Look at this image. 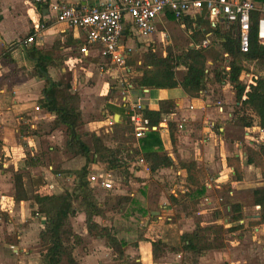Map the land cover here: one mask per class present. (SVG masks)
Segmentation results:
<instances>
[{
	"label": "crops",
	"instance_id": "crops-1",
	"mask_svg": "<svg viewBox=\"0 0 264 264\" xmlns=\"http://www.w3.org/2000/svg\"><path fill=\"white\" fill-rule=\"evenodd\" d=\"M38 1L41 3L39 8L35 5L34 0H0V58H3L2 60L6 59L3 64L0 63V76H6L4 84L0 87L2 94L0 113L1 118H4L3 115L5 114L9 124L13 126L19 123L20 119L22 122H26V120L20 117V119L15 118L12 121L8 117L11 116L12 118L14 115L23 113L32 114V121L43 125L54 120V114L47 112L40 103L38 104L39 109L34 110L33 104L28 102L32 99L34 93H39V99L37 98L39 101L42 99L43 88L47 78L55 82L57 77L58 80L56 82L60 84H63L64 80L68 79V82L65 81V85L69 87V92L85 96L83 99L81 97V100L85 101L90 99L92 91L97 89H101L100 95H106L108 91L110 92L107 78L111 77L114 79L113 72L98 70L96 73L98 80L94 84L86 85L93 76L92 68L94 64L92 61L96 60V56H100V50L98 47L92 46V49L87 48L85 52L81 53L80 48L85 45L83 33L78 28H70L58 23L55 11L52 8L57 3H67L77 8L93 7L99 6L104 0ZM173 22L179 23L185 31L188 30L191 33V29L185 25L183 20H176L167 14L158 19L156 31L150 38L159 40L163 34V31L159 29H167ZM35 32L37 34L34 41L24 43L25 39ZM135 37H137L139 42L146 40V38L134 33L132 25L127 19L124 34L120 41L123 52H126L128 48L131 49V52L134 50V46H137ZM32 48H36L46 54L44 59L46 71L44 73L36 71L34 61L29 57L28 50ZM15 65L23 68L24 74L20 75L23 79L20 81H15L14 79L15 75L12 66ZM34 70L36 75L41 76L39 82H35L36 76L31 74ZM28 73L32 76L31 78ZM242 76H244V72H242L241 78ZM79 77L85 78L84 83L80 82ZM250 77L258 80L264 78V75L259 77L251 73ZM250 82L254 86L257 83L249 79L247 83ZM214 84L216 85L211 86L207 82L204 89L194 96L186 94L180 86L157 90L135 89L131 88L129 84L120 96L117 97L113 93L112 97H109L108 101L98 108L92 105L90 109H87L86 104L83 105L82 101V105H80L82 123L86 122V126L90 127L89 130L94 131L88 133L90 136L92 133L100 136L102 128L111 130L112 124L120 125L126 119L129 120L128 108L130 103L135 102L138 98L144 107L155 110L158 109L159 100H173L175 108L172 113L163 115L166 124L160 126L159 134L163 141V150L169 153L173 163L179 169L174 170V165H172L167 169L164 168L161 172L176 171L184 180L186 174L184 169L180 168V163L194 161L197 165L198 177L205 186L204 200L209 199L207 196L209 190L215 191V189H218L209 203L211 206L210 210H214L217 214L218 209L224 212L223 203L226 199L230 203L241 204L242 219L238 221L239 229L237 228V230L227 234L229 236L227 240L229 249H235L236 254H229L230 250L228 252L212 250V261L214 264H221L220 261L224 262L225 260H230V264H252L254 257L257 258L258 264H264V245H260L264 243V223L253 224L249 227V223L259 219V206L253 202L252 193L256 189L264 190V177L260 176L259 168L246 162L247 150L255 148L252 139L257 137L264 139V130L259 127L258 115L252 109H249L251 114H245L253 118V126L245 128L236 125L233 118L237 104L233 92L228 84L215 82ZM36 86H39L38 92H35ZM99 113L102 115L100 118H92V115L96 116ZM88 116L90 118L86 121ZM27 120L30 121V119ZM110 120H112L111 123H109ZM168 120L174 121L177 125L174 144H172L169 137ZM38 123L33 125L37 126ZM253 134H257V137H254ZM19 136L31 149L36 148V139L33 136L27 134ZM41 138L50 142L53 140L55 142L53 144H59L60 146L65 142L62 129L43 135ZM82 141L84 142L85 140L83 139ZM106 146H108L107 143ZM15 150L22 152V148L18 145L16 148L13 145L11 147L6 145L3 148V155L17 169L18 160L21 157L16 155ZM231 158H236L239 161L242 171L240 178H236L234 166L231 163L229 164V159ZM70 160L74 161V158ZM57 162H60L62 169H71L67 162ZM133 164L136 165L134 170L136 175L138 174L142 177L150 175V170L144 162L137 161ZM3 165L5 166L6 164L3 163ZM48 168L52 169V166L49 165ZM41 169H43L41 173L47 178V172L44 171L42 166ZM98 169L102 170L97 164L92 165V174L104 175L107 173L111 176L113 174L112 171L107 172L106 170H102L98 174L97 172L94 173V170ZM16 174L22 177V173ZM56 176V174H53L54 181L57 183L48 181L53 192L47 191L46 179H41L40 187L38 185L35 187L39 188V191L44 194H57L56 191L58 189L62 190L60 182L65 180L62 177L56 178ZM66 177L67 181H69L71 175ZM89 182L93 186L96 185L102 188L99 182H91L90 180ZM43 189L46 191L42 192ZM11 190V174L9 171L2 170L0 172V264H34L39 254L26 248L31 240L34 239L33 236H35L34 241L38 240V234L44 226V216L35 212L38 216H41L40 219L32 217L30 213L33 201L29 203L28 198L15 200ZM161 200L163 203L167 202L166 197L163 198L161 196ZM33 208L36 209V207ZM225 211L229 213L224 220L226 226L235 225L236 222H229L230 204L225 205ZM75 214L78 217L85 218L78 211ZM195 227L193 228L195 229ZM193 228H186L184 232H190L194 230ZM75 232L77 233V231ZM80 237L83 239L82 246H85V252L82 255H77V248H74V257L80 264L89 263L91 260L95 262L98 259L96 257L99 251L93 250V248L88 250L90 239H86L83 234ZM248 240H250V246L246 245ZM142 246L146 247L145 251L147 254L143 255L141 253L142 255L136 260L141 262V264H157L151 258L149 244ZM231 255H235V259H232Z\"/></svg>",
	"mask_w": 264,
	"mask_h": 264
},
{
	"label": "trees",
	"instance_id": "trees-1",
	"mask_svg": "<svg viewBox=\"0 0 264 264\" xmlns=\"http://www.w3.org/2000/svg\"><path fill=\"white\" fill-rule=\"evenodd\" d=\"M255 1L264 3V0ZM34 2L37 8L41 6L40 1L34 0ZM205 15L206 12L203 10L201 13L183 16L180 19L191 29L190 43L192 45H188L183 51L174 53L171 49H167L164 55L154 52L143 54L142 72L131 79V88L158 90L180 86L186 94L197 95L204 89L206 81H208L207 60L210 58L212 61V81L218 84H228L234 90L237 104L233 118L234 123L245 128L253 126V118L244 112L240 113V110L248 108L258 115V125L264 130V78L258 79L255 86L252 83L243 82L241 79L243 68L234 61V58L241 55L251 60L264 62V43H260L257 37L258 14H252L249 51L244 55L239 51L236 35L232 36L229 30L221 31L219 25L213 26ZM170 17L174 18L171 15ZM206 39L208 45L202 47V43ZM28 54L30 59L34 61L36 71L44 73L46 71V64L44 63L46 54L36 48L28 50ZM180 66L184 67V72L178 78L176 70ZM79 103V95L70 93L68 86H63L50 78L46 79L40 104L47 112L54 114L56 125L63 128L67 150L74 156L83 157L85 163L74 172L75 188L72 192L44 194L38 188L32 196V212H38L44 216V226L38 234V240L43 247V264H80L73 252L75 245L82 242L81 237L67 226L69 218L77 211H82L85 214L88 232L100 229L98 234L104 237L119 255L123 253L125 242L118 239L109 229L101 226L95 219L102 216L104 211L95 196L94 187L90 185L87 178L89 164L101 161L106 164L108 169H118L125 165V160L129 159L131 155L132 157L141 155L150 172L174 165L169 153L163 150V141L159 134V123L162 116L172 113L175 108L173 100H159L156 110L143 108L144 117L148 119L151 126L157 128V130L147 131L143 137L136 138L134 136L130 120L129 124L119 126L121 128H118L117 131L121 130L124 133L126 130L131 131L137 140L136 146L129 147L125 143H120L118 147L111 148L103 143L100 136L92 133V149L82 141L77 131L82 123ZM167 129L170 140L174 144L176 123L168 120ZM27 162L30 166L35 165L33 159H29ZM246 162L264 172V145L259 144L255 148H249L246 152ZM230 163L234 166L236 178H240L242 171L239 161L236 158H231L229 159ZM2 166L0 163V168ZM180 168L185 171V181L195 187L186 191L187 196L193 195L197 198L198 195L203 194L205 186L198 177L196 163L194 161L183 162L180 163ZM71 173L73 174V172ZM252 194L253 202L259 206V219L252 224L264 223V190L256 189ZM27 198L22 177L16 174L14 199L24 200ZM117 199L119 203L122 200H130L126 196H119ZM241 209L240 203H230L229 222H238L242 219ZM237 225L240 226L238 223ZM223 230L220 224L203 227L197 225L194 230L183 232L180 235V247L184 251L202 256L209 249L223 247L221 239ZM209 231L212 236L206 234ZM150 245L153 259L163 255L168 247L160 239L152 240ZM126 264H141V262L132 260Z\"/></svg>",
	"mask_w": 264,
	"mask_h": 264
},
{
	"label": "rangeland",
	"instance_id": "rangeland-1",
	"mask_svg": "<svg viewBox=\"0 0 264 264\" xmlns=\"http://www.w3.org/2000/svg\"><path fill=\"white\" fill-rule=\"evenodd\" d=\"M159 30L163 31L162 37L159 38V40L157 38H154L155 40H152V38H150V35L147 37H143L146 38L145 41L139 42V40H137V37H135L137 46H134V50L130 52V54L127 56L128 58L126 57L124 59L122 66H119L117 63H112L108 57L103 56L102 54H100V56H96V60L92 61V63L94 64L92 68L93 76L86 83V85L94 84L96 80H98L96 75L98 70L103 72L110 71L113 72L114 75V79L111 77L107 78V80L109 81L110 92L108 91L106 95H100L101 89H97L96 91H92L90 99H88L87 101L81 100V97L83 99V97L85 96L80 95L79 105H82L81 102L83 101L82 103L83 105L86 104L87 109H90V106L92 105L98 108L103 103L108 101L109 97L111 98L113 93L117 97L120 96L122 94V91L127 88V85L130 84L131 79L141 74L143 69V54L147 52H154L159 55H164L167 49H171V51H173L174 53H179L191 44L190 32L188 30L185 31L177 22L171 23V26L167 29L160 28ZM87 48L92 49V46L87 45ZM80 52L83 53V51H81V48ZM2 59L3 58H0L1 64L6 61V59ZM234 61L240 64L243 68L242 72H244V76H242L241 78L243 82L246 81L247 83L249 79L252 82L258 81L256 78L250 77L251 73L259 77L264 75V62L251 60L242 57L241 55H238L236 58H234ZM12 67L13 73L15 75V81H20L21 79H23V77H20L21 74H24L23 68H20L18 65ZM207 67L209 69V78L206 83L208 82L211 86H214L216 84H214V82L212 81V61L210 58L207 60ZM183 72L184 67H178L176 70V76L180 78ZM31 74L36 76L34 79L35 82L40 81L41 76L36 75L35 70ZM28 75L30 76V78L32 77L29 73ZM5 80V75L0 76V87H2ZM57 80L58 78L56 77V81ZM79 80L81 83H84L85 78L79 77ZM65 81L68 82V79L64 80V83H61V85L64 86L66 84ZM230 89L234 94V90L231 87ZM38 91L39 86H36L35 92ZM38 94L34 93L32 99L28 101L33 104L34 110L39 109L38 104L40 103V101L38 100ZM243 112L246 114H251L248 108H246L245 110H240V113ZM31 116L32 114L27 115L26 113L16 116L14 115L12 118L11 116H9L10 118L8 117V119H11L12 121L15 120V118L20 119V117L26 120V122H22V120L20 119V122L16 123L14 126L9 124L5 114L3 115L4 118H1L2 116L0 117V163H2V165L3 163L6 164L5 166L3 165L0 168V172L2 170L10 172L12 195H14L15 192V175L19 172L22 173V182L24 185L23 187L26 190V194L28 197L27 200H29V203L30 201L32 202V196L37 189L35 186L38 185L40 187L39 184L41 183V179H46L45 181L48 186L46 187L47 191L53 192L50 189V185L48 183V181L51 183L56 182L54 181L53 174L57 175L56 178L62 177L65 180H62L60 182L62 190H54L56 191V193H63L64 191L72 192L75 188L74 172L80 169L85 163V159L83 157L74 156L67 150L65 144L66 139H64V144L60 146L59 144H53L55 143L53 142V140L50 142L41 138L43 135L51 134L56 130L63 129L61 128V126L59 127L58 125H56L54 120L49 121L48 123L43 125L41 123L32 121ZM101 116L102 115L99 113L96 116L92 115V118H100ZM89 118L90 116L87 117L86 121H88ZM27 119H30V121ZM111 121L112 120H110L109 123H111ZM36 123H38L37 126L33 125ZM85 123L86 122L81 123L77 130L79 131L82 140L84 139V142L92 149L91 136L88 133L94 131L89 130L90 127L86 126ZM127 124H129L128 119H126V121H124V123L120 125L112 124L111 130H105V128H102L99 135L103 143L105 145L107 143L108 147L111 148L118 147L120 143H125V145L129 147L136 146L137 140L134 138L131 131L126 130L125 133L121 130L117 131L118 128H121L119 126H124ZM165 124L166 122L162 116L159 126H163ZM21 134L33 136L34 139H36V148L31 149L30 146L20 138L19 135ZM253 135L254 137H257V134ZM252 141L255 144V147H257L259 144H262L260 137L252 139ZM6 145H9V147L13 145V147L15 148L18 145L22 148V152L15 150L16 155L18 157H21V159L18 160L17 169H15L12 163L9 162V160H7V158H5L3 155V148ZM72 158H74V161L70 160ZM29 159H33L35 161V165L30 166L27 162ZM57 161H63V163L67 162V165H69L71 169H62L60 162ZM137 161L142 163L144 162L147 165V163L141 158V155H137L136 157H132L131 155L129 159L125 160V165L118 169H108L106 168V164L101 161H96L93 164H89V173L87 176L88 180H90L89 176L93 173V171H91V167L94 164H97L99 168H102V170L113 172L112 176H109V180L112 183L111 189L105 190L103 188H100V186H93L90 184L94 187L95 196L104 211L102 216L96 217L95 219L101 226L106 227L111 232H113L118 237V239L123 240L126 245L123 246V253L119 255V253H117L109 245L108 241L98 234L100 229L94 232H88L86 229L85 218L83 219V217H78L77 214H74L69 218L67 226L73 231L75 229V231H77L79 235L83 234L86 239H90V244L88 243V250L93 248V250L99 251V254L96 257L98 259L95 262L91 260L86 264H126V262L132 260L139 262L136 259H138L142 254H147L145 251L146 247H143L142 245L146 246L148 243L151 248L150 242L157 239L162 240L165 245L168 246L165 250V253L160 257L153 259L151 256L153 262H156L157 264H214L212 261V250L220 252H228L230 250L229 254H236L235 249H229V244L227 243L229 236L227 234L228 232L237 230V228L239 229V226L237 225L238 222H236L235 225L226 226L224 221L229 214L225 211V205L230 204V201L226 199L223 203L224 212L218 209L217 214L214 210H210L211 206L209 203L215 196V191H217L218 189H215V191L209 190V192L207 193L209 199L205 200V192L201 195H198L197 198H195V196L193 195L187 196L186 191L194 189L195 187L191 186V184H188L185 181V178L184 180H182V176L176 173V171H170L169 173H166L165 171L161 172V170H163L164 168H160L154 172H150L149 176L147 175L145 177H142L138 174L136 175L134 171L136 165L133 163ZM49 165L52 166V169H47ZM41 166L44 168V171L47 172V178H45L44 174L41 173V171L43 172ZM173 167L175 168L174 170L178 168L175 164ZM167 168L169 167H166L165 169ZM102 170H94V173H101ZM71 172H73V174ZM67 175H71L69 181H67L66 179ZM260 176L264 177V172H261V169ZM44 191L46 190L43 189L42 192ZM119 196L129 197L130 200H122L119 203L117 199V197ZM161 196L163 198L166 197V203L162 202ZM78 212L85 216L82 211ZM30 215L39 219L41 217L36 213H33L32 211ZM195 224H200V226L202 227L210 226L213 224L222 225L224 229L221 235L223 247L207 250L202 255L203 258H201L202 256L193 254L192 252L182 250L180 247V235L185 231L186 228L195 227ZM250 225L253 224L249 223V227H251ZM206 234L212 236V233H210V231ZM33 238L35 239V236H33ZM34 239L31 240L26 249L39 254L36 257L34 264H43V247L40 245L39 240L34 241ZM81 240L82 242L80 244L75 245V248H77V255H82V253L85 252V246H82L83 239ZM246 245H251L250 240H248ZM260 245L262 246L264 245V243ZM231 258L235 259V255H231ZM256 260L257 258L254 257L252 264H258ZM220 263L230 264V260H225L224 262L220 261Z\"/></svg>",
	"mask_w": 264,
	"mask_h": 264
},
{
	"label": "built area",
	"instance_id": "built-area-1",
	"mask_svg": "<svg viewBox=\"0 0 264 264\" xmlns=\"http://www.w3.org/2000/svg\"><path fill=\"white\" fill-rule=\"evenodd\" d=\"M52 8L58 23L81 30L85 39L81 51L85 52L87 45L96 46L103 56L119 66L131 52L130 48L123 52L120 44L127 19L136 35L147 37L155 33L156 23L162 16L168 14L180 20L183 16L195 15L204 10L205 17L213 26L219 25L221 31L229 30L232 36L236 35L239 51L244 55L249 51L252 14L257 13V37L260 43H264V3L255 0H104L99 6L93 7L77 8L67 3H57ZM36 34L29 35L24 43L33 42ZM207 45L206 39L202 47ZM1 101L0 92V109ZM143 108L139 98L130 103L128 108L136 138L143 137L149 130H156L144 117ZM261 141L264 145V139L261 138ZM109 176L107 173L92 174L89 178L91 182H99L102 188L109 190L112 188Z\"/></svg>",
	"mask_w": 264,
	"mask_h": 264
}]
</instances>
